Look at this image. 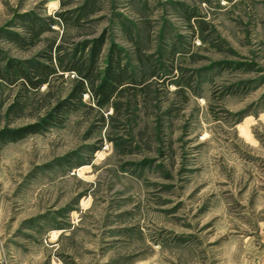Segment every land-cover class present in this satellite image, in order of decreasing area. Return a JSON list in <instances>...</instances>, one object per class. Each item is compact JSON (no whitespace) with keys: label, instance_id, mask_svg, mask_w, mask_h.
<instances>
[{"label":"rangeland","instance_id":"obj_1","mask_svg":"<svg viewBox=\"0 0 264 264\" xmlns=\"http://www.w3.org/2000/svg\"><path fill=\"white\" fill-rule=\"evenodd\" d=\"M31 125L0 264H264V0H0V135Z\"/></svg>","mask_w":264,"mask_h":264},{"label":"trees","instance_id":"obj_2","mask_svg":"<svg viewBox=\"0 0 264 264\" xmlns=\"http://www.w3.org/2000/svg\"><path fill=\"white\" fill-rule=\"evenodd\" d=\"M101 46H103V40L99 39L96 41V46L93 51L94 59L97 58L98 53L101 49ZM48 60L52 61L53 59L52 57H49ZM109 63L110 64L107 69V72H105V78L103 80V83L98 88L94 89L95 96L100 98L102 102H105V103L109 102L110 99L113 96H115L119 87L123 85V80L126 75V71L125 69L122 68L121 62L118 56L117 58L111 57ZM32 68L33 69H31L30 71H25L24 69L20 71L21 76H23L29 82H31L32 77L35 75L43 76L44 74H47L52 71L51 69H49V67L45 65H40V64H36L32 66ZM78 70H80L78 67H74L72 69V71H78ZM42 83H44V80L39 79L37 83L35 84L36 86H40ZM84 90H85L84 84L79 85L77 92L75 93L76 98H80L82 94H84ZM69 102H70L69 100H66L60 105H58L56 112L61 115L65 114L67 110H69L70 108L74 106V103L72 105ZM55 116L57 117L51 116L50 119L53 118L55 121L57 120L59 121L58 115H55ZM50 124H52V122H50ZM39 127H40L39 125H31V126H27L25 128L19 129V130L7 131L5 134L0 135V140L3 142H6L7 140L17 141L19 139L24 138L27 134L35 133L39 131L40 130Z\"/></svg>","mask_w":264,"mask_h":264}]
</instances>
